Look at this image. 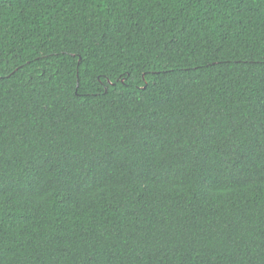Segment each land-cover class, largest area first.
I'll return each mask as SVG.
<instances>
[{"label": "trees", "instance_id": "trees-1", "mask_svg": "<svg viewBox=\"0 0 264 264\" xmlns=\"http://www.w3.org/2000/svg\"><path fill=\"white\" fill-rule=\"evenodd\" d=\"M0 264H264V0H0Z\"/></svg>", "mask_w": 264, "mask_h": 264}]
</instances>
